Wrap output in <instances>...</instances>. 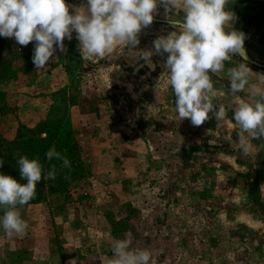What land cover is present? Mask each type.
Masks as SVG:
<instances>
[{
  "label": "rangeland",
  "instance_id": "374dc122",
  "mask_svg": "<svg viewBox=\"0 0 264 264\" xmlns=\"http://www.w3.org/2000/svg\"><path fill=\"white\" fill-rule=\"evenodd\" d=\"M173 31L152 23L138 46L89 61L73 32L44 69L33 63L35 41L0 37V79L9 77L0 141L59 110L85 171L68 191L19 208L29 227L14 237L0 229V264H111L129 233L132 248L154 251L153 264H264V163L178 118L160 69L133 74L141 53L161 59L154 41Z\"/></svg>",
  "mask_w": 264,
  "mask_h": 264
},
{
  "label": "clouds",
  "instance_id": "9594fccd",
  "mask_svg": "<svg viewBox=\"0 0 264 264\" xmlns=\"http://www.w3.org/2000/svg\"><path fill=\"white\" fill-rule=\"evenodd\" d=\"M229 3L230 0H87V8L73 7L70 11L66 0H0V37H14L22 46L35 41L33 63L37 69H44L57 48L64 51V40H71L73 32L80 42L82 60H100L127 46H138V34L153 23L158 6H163L166 13L175 10L168 20L177 31L156 39L154 48L157 54H169L165 75L176 97L178 118L201 126L210 119V113L217 121L226 116L224 105L214 101L218 91L211 74L221 71L225 62L236 56L247 59V37L234 28L236 16L228 9ZM177 9L183 10L181 18H176ZM152 55L151 51L143 52L141 58L150 62ZM251 73L243 62H237L227 73L230 92L237 100L238 93L250 90L249 100H239L234 111V124L240 130L239 145L245 156L252 139L264 138V87L251 83ZM46 159L62 161L64 168H71L70 160L55 148L46 153ZM17 162L20 179L25 183L0 172V209L4 212L0 229L8 237L26 234L29 225L18 206L36 198L42 179L54 181L57 176L54 166L45 172L38 158L20 156ZM4 164L0 159V169ZM153 262L154 251L132 248L130 233L115 242L111 264Z\"/></svg>",
  "mask_w": 264,
  "mask_h": 264
},
{
  "label": "crops",
  "instance_id": "0c3cea01",
  "mask_svg": "<svg viewBox=\"0 0 264 264\" xmlns=\"http://www.w3.org/2000/svg\"><path fill=\"white\" fill-rule=\"evenodd\" d=\"M66 3L70 6V11L73 7L87 8V0H66ZM227 7L228 9H231V11L236 16L234 28L237 31H242L246 34L247 38L245 40V49L248 57L253 62L264 66V0H230V3ZM174 15L175 10H173L171 13H166L163 6H158L157 12L156 14H154V19H162L160 21H163V19L168 20L169 16ZM182 15L183 10L177 9L176 18H181ZM231 27L232 25L229 26V28ZM31 44H34V42ZM168 56L169 54H158V58L161 57V59L151 60L155 64V70L156 68L157 70L160 69L158 73L159 80L161 77L162 81H166V83L168 78L165 75L167 72L165 65ZM49 61H51V65L55 64L52 58ZM237 62L246 63L247 66L251 69V71L253 72L250 74V80L252 84H259L261 87H264V69L257 68L248 64L239 56L234 57L232 61H226L224 68L221 71L211 74L214 80V87L218 91V95L214 98V101L224 105L226 109V116L224 119L217 121L215 116L210 113V117L214 116L213 118L215 119V125H213L210 120H207L204 124H202L201 126H196L195 128H199V130L204 131L203 138L206 140L213 139V136L211 135H213V129H216L219 131V134L222 137L223 145L227 146L232 144L240 147L238 136V132L240 130L234 124V111L239 103V100H249L250 90L246 89L245 91L238 93L237 96L239 97V100H237L236 97H234L230 92V81L227 73L230 68L237 66ZM54 68L55 67H53V69ZM166 92L173 96L176 101V97L172 90L171 92ZM29 112H32V110H29ZM3 135L4 134H2V136ZM10 139H12V137ZM249 139L251 138L249 137ZM250 150L252 151V156L254 159H257V161L259 160L264 163V138L252 139L250 143ZM263 167L264 164L259 167L258 174H264L262 171L264 169ZM263 188L264 187H261L259 191L262 196H264Z\"/></svg>",
  "mask_w": 264,
  "mask_h": 264
},
{
  "label": "trees",
  "instance_id": "16d2710c",
  "mask_svg": "<svg viewBox=\"0 0 264 264\" xmlns=\"http://www.w3.org/2000/svg\"><path fill=\"white\" fill-rule=\"evenodd\" d=\"M24 60V59H23ZM26 62V61H25ZM9 82V77L0 79V85ZM55 148L71 162V168H64L62 161L53 159L48 161L46 153ZM20 156H27L29 159L38 158L44 166L45 172L56 169L57 176L53 180H43L37 185L36 198L19 208L35 205L42 202L47 195H55L68 191L72 185L79 181L84 175L81 157L76 143L73 139V132L69 126L65 113L51 109L45 121L33 129H22L17 132L12 142L0 141V159L5 161L4 167L0 169L6 175H11L21 183L18 159ZM4 214L0 209V215Z\"/></svg>",
  "mask_w": 264,
  "mask_h": 264
},
{
  "label": "water",
  "instance_id": "95a60500",
  "mask_svg": "<svg viewBox=\"0 0 264 264\" xmlns=\"http://www.w3.org/2000/svg\"><path fill=\"white\" fill-rule=\"evenodd\" d=\"M153 23H156V24H168V25H171L169 22H164V21H160V20H156V19H154L153 20ZM244 61H246L248 64H250V65H252V66H254V67H257V68H262V69H264V66H262V65H259V64H257L256 62H253L249 57H248V55H247V59L245 60L243 57H241ZM154 65L155 66V64L150 60V62H146V61H144L142 64H140V65H138L134 70H133V74L134 75H137V73L139 72V71H141V70H143V69H147L148 70V72H150V73H153L154 71H155V67H154V69L152 70L150 67H149V65Z\"/></svg>",
  "mask_w": 264,
  "mask_h": 264
},
{
  "label": "bare ground",
  "instance_id": "6f19581e",
  "mask_svg": "<svg viewBox=\"0 0 264 264\" xmlns=\"http://www.w3.org/2000/svg\"><path fill=\"white\" fill-rule=\"evenodd\" d=\"M149 67L153 70L155 66L151 64Z\"/></svg>",
  "mask_w": 264,
  "mask_h": 264
}]
</instances>
